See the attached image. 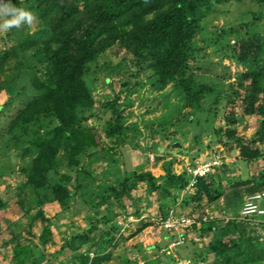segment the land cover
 <instances>
[{"label":"rangeland","instance_id":"rangeland-1","mask_svg":"<svg viewBox=\"0 0 264 264\" xmlns=\"http://www.w3.org/2000/svg\"><path fill=\"white\" fill-rule=\"evenodd\" d=\"M19 1L20 9L29 12L32 20L0 27V52L16 51L21 59L23 55L32 58L27 38L38 39L40 21L31 9L34 0ZM16 6V0H0V25L13 18L5 9ZM200 11L186 69L193 93L208 89L198 98L199 110L186 98L177 79L164 85L159 81L146 53L138 57L115 45L88 66L85 79L94 104L79 112V123L94 132L100 143L78 155L75 166L69 164L67 153L59 155L48 182L69 190L67 205L55 201L51 187L45 186L37 195L42 201L38 206L21 171L29 160L22 159L15 148L18 141L46 135L54 125L50 119L19 129L17 139L5 132L8 118L30 99L24 89L26 70L16 71V59H11L0 74V82L13 78L11 85L0 89V198L4 203L0 209V264H78L87 251L94 257L104 256L107 262L100 264H126L127 259L136 260L135 264L144 260V264H214L216 257L210 247L220 237L219 232L200 235L191 228L185 230L183 245H176L180 237L158 222L163 196L174 191L175 197L165 198L173 202L180 197L179 189H185L182 181H173L171 175L181 178L188 165L211 158L212 152L221 157L219 173L230 178L244 176L248 181L230 179L225 195L228 210H189L185 215L194 216L200 226L202 220L214 219L231 239L264 244V217L242 219L240 210L247 196L264 192V143L258 139L264 122L260 109L264 92L252 102L250 82L243 77L253 70L264 71V53L257 61L239 62L234 56L242 45L259 43L264 50V0H204ZM117 97L123 126L119 138L107 136L117 117L108 103ZM228 130L233 131L232 139L227 138ZM240 148L258 149L260 155L245 160ZM177 153L184 158L175 156ZM227 158L232 159L228 164ZM132 173H151L164 191L170 190L169 194L137 182L127 195L111 197L98 207L105 189L119 186ZM147 224L151 227H144ZM136 230L141 231L133 235ZM83 233L89 240L81 245L76 237ZM156 244L148 256L144 255ZM194 257L198 259L192 260ZM202 257L207 260L202 261ZM242 262L238 257L237 264Z\"/></svg>","mask_w":264,"mask_h":264},{"label":"trees","instance_id":"trees-1","mask_svg":"<svg viewBox=\"0 0 264 264\" xmlns=\"http://www.w3.org/2000/svg\"><path fill=\"white\" fill-rule=\"evenodd\" d=\"M203 1H33L31 9H34L39 18L40 30L36 32L37 40L27 38L28 47L32 46V58L23 55L21 59L16 51L3 50L0 52V74L4 73L11 59L15 58V70H26L28 86L26 85L24 89L30 96L29 101L8 118L5 132L16 138L18 131L38 120L50 119L54 124L46 135H39L24 143L18 141L15 145L20 157L29 160L21 171L26 177V185L34 191L38 206L42 201L37 195L45 186L51 187L54 199L58 203L67 205L70 201V193L65 186L49 185L48 182L49 174L58 166L57 160L62 151L67 153L69 164L75 166L76 157L86 148L99 146L100 140L95 133L80 125L79 112L90 109L94 104L85 79L89 71L88 66L96 62L109 48L119 45L138 57L146 53L151 58V67L159 81L164 85L170 80L177 79L189 102L197 110L200 109L198 98L207 88L193 93L186 69L188 50L198 31ZM16 4L14 9H20L21 2L16 0ZM262 53H264L262 44L258 43L249 44L247 47L242 45L234 56L239 62H245L247 59L257 61ZM8 70L11 71L12 68L9 67ZM243 77L250 82L251 101H256L259 93L264 92V71L253 70ZM12 81L13 78L9 77L0 82V89L7 88ZM117 101L118 97L108 103L112 113L117 117L108 129L107 136L119 138L123 134V126ZM260 109L264 113V106H260ZM263 131L264 122L258 134V139L262 143ZM226 135L228 139H232L233 131L228 130ZM240 151L245 160L257 159L260 155L258 149L240 148ZM171 179L182 181V187L187 185L184 174L181 178L171 175ZM137 182H146L157 192L164 189L151 173H132L126 176L119 186L107 187L98 207L107 204L111 197L119 199L127 195L136 188ZM195 189L198 199L204 194L209 201L214 200L209 194L210 188L205 183V178L198 179ZM3 206L0 198V209ZM166 217L168 215H161L162 219ZM213 221L215 220H202L200 232L220 233L216 243L210 247V251L216 257L214 264H237L238 257L243 259L239 264L264 263V244L255 243L252 239L249 241L231 239L227 230H222V233L215 225L216 221ZM138 232L136 230L133 235ZM76 239L81 245L89 240L84 233ZM90 253L88 251L83 253L78 264H100L105 261L104 256L91 258ZM196 259L194 257L192 260ZM201 260L207 259L202 257Z\"/></svg>","mask_w":264,"mask_h":264},{"label":"crops","instance_id":"crops-1","mask_svg":"<svg viewBox=\"0 0 264 264\" xmlns=\"http://www.w3.org/2000/svg\"><path fill=\"white\" fill-rule=\"evenodd\" d=\"M169 150H170V148H169ZM167 154H169L170 158L173 156V154L170 153V152H167ZM178 154L179 153H177L175 156H179V157L184 158V156L178 155ZM228 161L231 162L232 159L227 158V160H226L227 164H228ZM241 161L242 160H237L236 162H241ZM185 166H186V164H185ZM215 170H216V172H215ZM221 170L228 171L226 168H221L220 171ZM184 172H185V170H183V173ZM183 173H182V176H183ZM173 175H175V174H173ZM211 175H213V176H211V177L209 176V179L205 178V183L209 185V188H210L209 194L211 195L212 198H214L213 201H209L207 199L206 195H204V194L201 196L200 199H198L196 197V192H197L196 189L194 187H189L188 186V183L190 182L191 177L186 175L187 185L183 186L185 189H181V190L179 189L180 197L178 199L177 198L173 199L174 200L173 202H169V200H166L165 198L167 197V199H169V198L175 197L174 196L175 192L173 191V193L169 194L170 190L165 191L166 194L168 193L169 195H171V197H169V195H166V197L163 196L164 199H162V202H161L163 207L162 208L159 207L158 210H162V214L163 215L165 214L166 216L170 215V214H174V213H177L179 215H185L186 211H189V210L190 211H192V210H228L229 208L227 209V203L226 202L229 201V200H228L227 196H226L227 198L225 197V195L227 193V190H228V188H226V185L230 184V179H231V181H235L234 179H239L242 182H244V181L246 182V181H248L247 177L246 178L244 176H241L240 178H230L228 176L226 177L225 174L222 175V173H219V168L214 169V172ZM231 186H232V184H231ZM171 189L172 190L175 189L174 185L171 186ZM219 194H221V195L219 196ZM260 205L262 207H264V199L261 201ZM240 210H241V208H240ZM147 227H151V224H147ZM201 227H202V225L194 228L195 230H197L196 231L197 234L198 233L200 235L202 234L200 232V228ZM167 238H168L167 236L164 237L165 240H167ZM156 246H157V244L154 245V246L148 247L146 249L148 251L144 252V255L148 256V254L151 252L150 250H153V248L156 247ZM182 247H184V246H182ZM183 250L184 249H182V251ZM128 255H132V254H128ZM181 255H183V254H181ZM161 258H164V256H162ZM112 259H115V258L112 256ZM105 262H107V260H105ZM134 262H136V260H129V259L126 260V264H135ZM143 262L140 261V262H137V264L143 263ZM146 264H148V261H147ZM150 264H152V263H150Z\"/></svg>","mask_w":264,"mask_h":264},{"label":"built area","instance_id":"built-area-1","mask_svg":"<svg viewBox=\"0 0 264 264\" xmlns=\"http://www.w3.org/2000/svg\"><path fill=\"white\" fill-rule=\"evenodd\" d=\"M220 164L221 157L216 152L211 153V158L208 161H195L194 164L189 166L186 170L189 177H191L188 186L194 187L198 178L206 176L208 173L212 172L214 167L219 166ZM263 199L264 192L254 193L247 196L241 209L242 219L264 217V207L260 205ZM158 222L165 230L179 233L180 240L177 244L184 241L183 234L185 233V230L198 224L194 216H170L166 219L160 218Z\"/></svg>","mask_w":264,"mask_h":264},{"label":"clouds","instance_id":"clouds-1","mask_svg":"<svg viewBox=\"0 0 264 264\" xmlns=\"http://www.w3.org/2000/svg\"><path fill=\"white\" fill-rule=\"evenodd\" d=\"M5 11L6 12H10L11 14H12V19H10V20H6L5 22H4V24L3 25H0V27H9V26H11V25H19V23L21 22V21H24L25 23H30L31 22V20H32V16H31V14L29 13V12H26V11H24V10H22V9H5ZM211 156V155H210ZM210 159V157L208 158V159H206V160H203V159H198V160H202V161H208ZM197 161V160H196ZM195 162V161H194ZM194 162L193 163H191L190 165H188L187 167H186V169H185V172L183 173V174H185V175H187V176H189L188 174H187V172H186V170H187V168L189 167V166H192L193 164H194ZM221 164H222V162H221ZM221 164L219 165V166H216V167H214L213 168V170H212V172H210V173H208L206 176H204V177H201V178H207V176L208 175H210V174H212L213 172H214V169H216V168H218V167H220L221 166ZM198 179H200V178H198ZM198 179H197V181H198ZM189 184V183H188ZM196 185V184H195ZM194 188H195V186H194ZM170 216H187V215H173V214H170V215H168V217H170ZM188 216H192V215H188ZM168 217H166V218H168ZM165 218V219H166ZM205 220H207V218L205 219ZM204 220V221H205ZM197 221V220H196ZM198 222V221H197ZM200 221L198 222V224L197 225H194L193 227H191V228H195V227H197V226H200ZM190 228V229H191ZM173 233H175V232H173ZM176 235H178L177 233H176ZM179 236V235H178ZM183 237H184V240H185V233L183 234ZM178 242V241H177ZM177 242H176V245H178L177 244ZM184 243V241L182 242V243H179V245H181V244H183ZM91 256V255H90ZM94 256L92 255L91 256V258H93Z\"/></svg>","mask_w":264,"mask_h":264}]
</instances>
